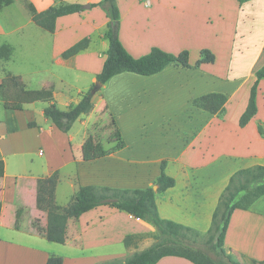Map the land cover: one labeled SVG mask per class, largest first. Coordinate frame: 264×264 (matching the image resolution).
<instances>
[{
    "label": "crops",
    "instance_id": "crops-1",
    "mask_svg": "<svg viewBox=\"0 0 264 264\" xmlns=\"http://www.w3.org/2000/svg\"><path fill=\"white\" fill-rule=\"evenodd\" d=\"M100 1L63 0L67 4L89 5V8L57 18L53 33L36 25L28 10V5H32L37 12H42L53 5L52 0H12L9 6L3 7L0 10V80L4 73H9L19 77L28 90H51L56 105L60 98L64 110L76 105L79 101L72 97L71 90H76L79 95L93 85L106 59L108 41L104 34L108 18L100 6L91 7ZM116 4L120 11L118 37L132 57L139 58L152 47L173 54L187 50L190 57H194L193 61L190 59L191 67L188 69L169 65L160 73L147 77L122 73L100 88L118 80L131 81L133 96L142 97L139 103L156 99L172 102L174 105L170 108H175L173 121H166L161 128L171 135L168 151L154 159L157 169L141 186L113 185L114 182H107L100 176H87L83 168L87 166L85 164L119 157L128 147L126 142L125 148L119 152L84 162L81 153L74 151L72 128L64 134L44 117L43 110L47 104L38 105L40 102H36L25 105L22 111H14L5 109L0 101V156L4 162V175L0 178V264H46L50 256L61 257L62 264H100L125 259L135 251L134 248H125L123 241L126 236L155 233L153 226L142 220L115 208L99 206L77 220L68 221L65 244L47 241L43 233L47 215L36 206L37 180L49 177L55 171L59 172L56 202L60 186L66 183L69 188L66 204L57 202L65 207L78 186L151 187L159 175L160 162L165 160V173L175 180V185L156 195L159 217L205 233L231 175L240 169L264 166V138L257 130L259 123L264 129V80L257 84L255 116L243 128L238 125L247 106L250 89L256 81L255 72L264 65V0L244 3L236 0H116ZM129 18L130 23H124ZM140 20L155 27L144 31L137 23ZM204 24L212 28L211 32L203 29L206 35L201 32ZM85 37L92 40L87 50L67 60L62 58L64 51ZM204 49L210 51L215 60L212 64L195 68V59ZM250 52L255 56L243 74L224 77L215 72L221 54L235 56ZM229 64L231 66V62ZM81 79H84L83 86H79ZM246 83V95L236 106L235 117L230 124L232 101ZM100 90L93 101L98 96L110 104L109 97L100 95ZM209 93L226 96L222 118L191 105L193 99ZM176 102L182 104L176 106ZM32 108H37L42 125L21 119L24 112ZM87 115H82L77 121H82V117ZM36 128L41 131L49 150L55 153L57 163L49 166L51 164L47 162L44 174H9L3 151L6 147L2 142H12L16 149L19 134ZM83 135L87 137V134ZM145 140L146 137H140L136 141L139 150L131 156L136 163H146L152 158L143 151ZM122 160L128 161L127 157H122ZM15 163H18L19 170L25 167L20 160ZM17 211L21 213L18 228H15ZM223 247L239 264H258L264 260V197L255 201L247 211L233 212ZM156 264L193 263L169 256Z\"/></svg>",
    "mask_w": 264,
    "mask_h": 264
},
{
    "label": "trees",
    "instance_id": "trees-1",
    "mask_svg": "<svg viewBox=\"0 0 264 264\" xmlns=\"http://www.w3.org/2000/svg\"><path fill=\"white\" fill-rule=\"evenodd\" d=\"M53 5L42 12H37L32 5L28 10L32 21L42 29L53 33L57 18L79 13L82 5L67 4L63 0H52ZM244 3L249 0H236ZM12 0H0V10L9 6ZM100 6L108 18L104 38L108 41L106 59L101 72L96 76L95 83L103 87L111 78L122 74L131 73L138 76H153L163 71L169 65L190 68V54L183 50L178 54L169 53L158 47L139 57H132L121 44L118 37L120 11L116 0H101L91 7ZM92 42L90 37H85L62 53V58L67 60L89 48ZM214 55L204 49L200 51L199 59L194 67L203 64H212ZM256 81L249 93L248 103L241 114L238 125L243 128L257 112L256 94L257 84L264 80V65L255 72ZM93 86L81 93L76 105H70L66 110L57 107L51 90H28L19 77L4 73L0 80V101L5 109L22 111L27 104L42 102L47 104L43 115L60 132L68 134L75 122L82 116L92 112L93 97L99 92H93ZM227 98L221 93H209L191 101V105L203 112L222 118L225 114ZM114 128L112 138L114 145L105 148L96 138L88 134L81 145V157L84 162H91L108 157L125 148V141L116 126L115 119H111ZM258 133L264 138L262 124L257 125ZM166 161L159 165V175L151 187L143 189H120L101 186H78L65 207L57 204L55 192L59 182V172H53L49 177L37 180L36 206L47 215V226L43 231L47 241L65 244L67 224L69 220H77L82 214L99 206H108L125 212L135 219L142 220L155 229L153 244L140 252H134L125 259H114L100 264H156L164 257L174 256L190 261L193 264H216L212 259L193 248L197 239H206L205 244L210 246L216 254H224V239L231 215L235 210L247 211L259 198L264 197V166L255 165L236 171L229 178L228 184L221 192L216 208L212 214L211 224L205 233L198 232L189 227L159 217L155 197L157 194L172 188L175 180L165 173ZM4 175V162L0 156V178ZM1 209V204H0ZM20 211L16 213L15 228H18ZM145 234L128 235L124 238L125 248H138L139 242ZM46 264H62V258L50 256ZM233 264H239L233 261ZM258 264H264V260Z\"/></svg>",
    "mask_w": 264,
    "mask_h": 264
},
{
    "label": "rangeland",
    "instance_id": "rangeland-1",
    "mask_svg": "<svg viewBox=\"0 0 264 264\" xmlns=\"http://www.w3.org/2000/svg\"><path fill=\"white\" fill-rule=\"evenodd\" d=\"M127 21L130 23V18L126 19L124 23ZM137 23L141 24V27L144 29V31L150 28L153 29L155 27L153 24H148L142 20ZM203 29L205 32H207L208 29L209 32L212 31L210 25L206 26V24H204L201 29V32L204 35H206V33L203 31ZM233 56L234 55H225L224 53L221 54L217 60L218 65L214 68L216 70L215 72L224 77L243 74L246 72L251 60L255 56V53L250 52L244 53L242 55L236 54L234 56V62L231 61ZM192 58L190 57V59L193 61L194 57ZM198 59L199 57L195 59V62ZM228 62H231V66ZM83 84L84 79H81L79 86H83ZM91 87L92 85L82 93L87 92ZM247 88L248 84L246 83L241 87L237 97H235V99L232 101V109L230 108L229 110L230 124L234 120L236 106H239V104H241L244 100ZM71 93L72 97L78 102L80 100V94L78 95L77 91L74 89L71 90ZM102 94L108 96L111 100V103L106 104L103 100H101V97H95L93 101V112L87 116H83L82 121H76L72 127L71 134L74 137V151L77 150L78 154L80 155L81 144L85 138L83 135L84 133L87 135H93L96 140L100 142L105 148L112 147L114 145V139L112 138V132L114 128L111 126V119L114 118L116 126L120 130L124 141L128 145L127 149L122 155L114 159L112 158L110 161L100 160L95 161L92 164H85L87 166H85L83 170L87 176L93 178L100 176V179L103 178L107 182H114L112 183L113 185L132 186L134 188L141 186L147 177L157 169L154 159L156 160L159 156H163L168 151V144L171 135H169L165 129L161 128L162 125H165L166 121L173 119L172 113L175 108L171 109L170 106L174 104L172 102L167 103V101L160 99L152 100L149 103H139L141 102L140 100L142 97L140 96L138 99L136 95L133 96L131 81H114L112 84L107 85L106 88L100 90V95ZM57 100V107H59L61 110H64L65 107L62 100L60 98ZM42 104L43 103L40 102L38 105ZM175 104L178 106L181 105L182 102H176ZM149 106H151L150 109H148ZM24 113L25 114L21 116L22 120L30 119V121H35L37 124L42 125V118L37 111V108L29 109ZM182 113H184V110H182ZM19 120L20 119L18 118L17 121ZM142 125H144V128ZM143 131H147V133H144ZM41 135V131L37 128L26 133L19 134L17 138L18 145L16 149L12 147V142H2V146L6 147L3 149V151L9 174H13L15 172H31L34 175L44 174L45 170L48 168L46 167L47 162L51 164L49 166H54L57 163L55 153L49 150V148L46 146L45 140ZM140 137H146L142 148L144 149L143 151L150 154L149 156H152V158L148 159L149 161H146V163H136L135 158H131V156L136 154L139 150L136 141ZM122 157H127L128 161L122 160ZM17 160L22 161V163L25 164V167H22L19 170L18 163H15ZM68 189L69 188L66 183L60 186L57 194L58 204H66L65 196L69 194ZM5 219H7V216ZM155 233L145 234L144 239L139 242L138 248L134 249V252H140L149 248L154 242L153 236ZM205 240L206 239L195 240V243H193V248L205 254L216 264H233L234 260L232 259V255L226 251H224L223 255L216 254L210 246L205 244Z\"/></svg>",
    "mask_w": 264,
    "mask_h": 264
},
{
    "label": "water",
    "instance_id": "water-1",
    "mask_svg": "<svg viewBox=\"0 0 264 264\" xmlns=\"http://www.w3.org/2000/svg\"><path fill=\"white\" fill-rule=\"evenodd\" d=\"M82 8H83V9H88V8H89V5H83ZM100 88H101V85L98 84V83H95V85H94V87H93L92 90H93V92H97ZM152 189H153L154 191H156V190H157V186L153 185V186H152Z\"/></svg>",
    "mask_w": 264,
    "mask_h": 264
},
{
    "label": "built area",
    "instance_id": "built-area-1",
    "mask_svg": "<svg viewBox=\"0 0 264 264\" xmlns=\"http://www.w3.org/2000/svg\"><path fill=\"white\" fill-rule=\"evenodd\" d=\"M41 153V152H40Z\"/></svg>",
    "mask_w": 264,
    "mask_h": 264
}]
</instances>
